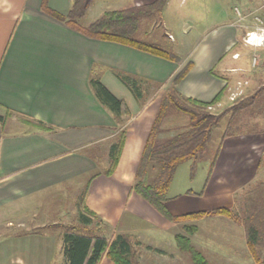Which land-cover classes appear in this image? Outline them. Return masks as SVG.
Here are the masks:
<instances>
[{
    "label": "crops",
    "instance_id": "obj_1",
    "mask_svg": "<svg viewBox=\"0 0 264 264\" xmlns=\"http://www.w3.org/2000/svg\"><path fill=\"white\" fill-rule=\"evenodd\" d=\"M252 2L244 10L221 8L217 21L203 30L189 20L192 33L185 31L176 45L180 55L169 59L92 38L52 13L67 16L74 0H0V264H68L64 232H32L47 226L37 211L48 189L80 179L87 180L82 192L86 207L100 218L90 225L94 233L128 236L132 257L140 264H192L175 241L183 222L164 218L133 186L162 98L180 72L189 66L177 85L179 92L204 103L221 94L216 109L239 100L230 99L238 82H248L244 90L252 84V78L243 77L254 68L255 53L264 55V44L250 45L244 39L258 29L254 15L264 20V1L255 8ZM122 74L139 78L150 93L138 99L120 80ZM92 78H99L128 108L122 127L125 145L111 174L106 171L120 127L97 99ZM96 145L101 158L86 150ZM263 175L264 131L232 135L222 144L203 194L171 195L167 205L173 215L217 208L239 212L238 195L248 193ZM203 221L210 229L218 226V235L210 230L202 235ZM188 223L198 226L189 237L210 264L211 258L217 260L214 264H256L244 224L224 215ZM99 264L116 263L105 256Z\"/></svg>",
    "mask_w": 264,
    "mask_h": 264
},
{
    "label": "trees",
    "instance_id": "obj_2",
    "mask_svg": "<svg viewBox=\"0 0 264 264\" xmlns=\"http://www.w3.org/2000/svg\"><path fill=\"white\" fill-rule=\"evenodd\" d=\"M169 0L144 5H130L121 9L109 10L89 25H83V18L92 5L93 0H74V5L67 16L52 12L66 23L92 38L123 43L138 49L175 59L174 55L162 48L158 43L143 41L137 38L142 19L153 14H162ZM189 66L180 72L173 84L162 98V102L154 120L146 146L140 160L134 190L150 203L164 218L171 222H183L184 233H177L175 241L182 252L190 254L193 264H210L207 257L191 241L190 235L198 231V226L188 223L206 216L224 215L236 223L244 224L248 234V246L256 264H264V258L257 249L258 242L263 239L264 224L260 220L261 210L238 211L229 208H217L209 211L192 212L183 215H173L168 208V190L178 166L188 160L195 159L205 152L212 139L215 129L228 118V125H232L237 117L248 107L247 101L238 100L219 113L209 110V106L216 105L221 99L219 94L212 102L204 103L182 95L177 85L186 76ZM120 80L127 85L139 99L141 94L140 80L129 75H119ZM90 83L100 103L114 116L120 127L119 134L111 146L110 167L106 173L111 174L119 161L125 145L126 131L124 115L128 108L122 99L116 97L100 79L92 78ZM264 93V87L259 89L251 98ZM171 110L185 114L188 123L175 128L165 127V121ZM122 128V129H121ZM166 131H175L170 137H162ZM224 133L222 141L231 137ZM86 192L82 194L80 214L83 224H79L63 233L64 255L68 264H99L103 257H108L116 264H140L131 254V244L128 236L118 234L107 238L98 233H82L100 218L85 205ZM203 192L199 193L202 195ZM261 239V240H260Z\"/></svg>",
    "mask_w": 264,
    "mask_h": 264
},
{
    "label": "rangeland",
    "instance_id": "obj_3",
    "mask_svg": "<svg viewBox=\"0 0 264 264\" xmlns=\"http://www.w3.org/2000/svg\"><path fill=\"white\" fill-rule=\"evenodd\" d=\"M124 1L126 0H93L87 15L81 18L80 22L83 25H87V23L100 18L106 11L124 8L126 7L122 4ZM249 1L218 0L219 3H211L210 0H171L169 7L162 14H153L142 19L137 38L143 41L156 42L172 55L178 56L180 54L176 45L180 43L186 33H192L189 20L196 21L200 30H203L205 26L217 21L216 14L218 15V11L221 8L233 12L234 7L238 6L244 10L246 3H249ZM263 1L253 0L250 6L255 8L261 5ZM254 59V68L246 71L243 77L252 78V84L239 97L240 102H248V107L237 117L232 125H228V118L222 121L221 126L214 130L212 139L204 153L178 166L168 190L169 197L183 192L190 193L193 190L201 193L204 190L206 182L212 174L217 157L220 154L224 142L222 138L225 132L231 135H240L264 131V93L251 98L259 89L264 87V55L261 51H257ZM139 92L141 94L140 99H144L150 93L147 88L142 86H140ZM225 108L224 106L209 110L219 113ZM187 123L188 117L185 114L171 110L165 121V127L175 128ZM174 134L175 131H166L162 134V137L167 138ZM98 146L89 147L86 150L93 152L96 157L101 158L98 152L99 150L101 151V147ZM86 182L87 180L80 179L76 182L66 183L64 186L48 189V193L43 195L42 203L40 204L39 211H37L38 218L46 221L47 226L34 229L33 231L37 232H32V234L60 235L68 229H73L76 225L83 224L80 207L81 195ZM238 206L239 213L244 216L246 213L243 211L248 210L251 213L252 210H259V212L261 210L259 218L264 224V175L258 177L254 184L250 185L248 193L238 195ZM210 222L215 223L213 219ZM208 225L209 223L205 221L201 223V234L207 235L211 231L218 235V226L212 225V227H215L210 229ZM80 232L86 234L94 233L90 226ZM179 233H184V230ZM262 237L264 239V234ZM257 249L260 253L264 251V242L262 243V240L258 242ZM206 254L208 257H211L209 252L206 251ZM184 256L188 257L190 262H192L190 254L184 252ZM234 259L240 262L245 261L244 258L235 257ZM211 261L212 264L217 263V260L214 261L213 258H211Z\"/></svg>",
    "mask_w": 264,
    "mask_h": 264
},
{
    "label": "built area",
    "instance_id": "obj_4",
    "mask_svg": "<svg viewBox=\"0 0 264 264\" xmlns=\"http://www.w3.org/2000/svg\"><path fill=\"white\" fill-rule=\"evenodd\" d=\"M261 9L264 10V3L261 6ZM236 11L239 15H241V11L239 10V8H236ZM255 21L258 24V29L256 31H250L247 33L246 37H245V43L250 44V45H256V46H261L264 44V37H262V40L259 39L261 33L264 31V20L261 16L259 15H254ZM254 65H255V59H254ZM248 82H238L237 87L235 88L234 91L231 92L230 95V99L232 101H235L238 97H240L241 95H243L244 93V86L247 84ZM213 106H209V109H213Z\"/></svg>",
    "mask_w": 264,
    "mask_h": 264
}]
</instances>
